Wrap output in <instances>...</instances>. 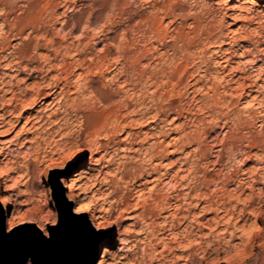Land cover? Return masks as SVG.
Instances as JSON below:
<instances>
[{"label": "rangeland", "instance_id": "obj_1", "mask_svg": "<svg viewBox=\"0 0 264 264\" xmlns=\"http://www.w3.org/2000/svg\"><path fill=\"white\" fill-rule=\"evenodd\" d=\"M47 1L55 2L30 0L31 5L28 4L27 8L23 5L13 6V11L0 17V80L3 81H0V86H3L0 87V102L7 103L6 99L12 92L18 91V87H27L26 84L31 87H27L30 92L34 91L32 87L34 85L35 88V82L44 80L35 72V75L32 73L33 77H29L30 70L24 69L20 73L12 67L8 69L10 65L5 64L6 61L27 62L30 67L42 66V69L46 67L50 71H43L44 81H52L51 77L58 76L61 83H65L64 90L54 99L50 96L44 103L37 102V108L30 106L26 109L25 114L32 112L43 115V122L33 127L32 122L24 123V119L12 127L5 123L6 120L0 123V164L7 165L11 177L6 185L0 178V196L7 194L9 197L7 211L0 203L4 229L7 232L13 229L26 232L33 225L41 232L42 229L49 230V227L57 224L59 209L65 205L61 200L63 195L70 203L71 213L84 216L95 232L105 233L103 241L112 232L110 240L99 243L96 248L95 264H101L99 261L102 258L107 260L110 254L116 257L118 264H144V261L157 264V261L169 262L173 258H178L176 262L179 264H211L212 260H217L218 264H264V248L261 247L264 220L259 221L260 230L255 231L256 234L259 232L258 235L252 233L251 237L255 236L250 240L244 238L247 231H253L254 215L264 208V204L260 205L262 202H259L263 194L259 188L264 189V172L261 173L259 168L261 163L252 159L255 156L248 158L244 154V151L259 154L264 150V139L259 131L260 120L258 117L252 121L237 118L236 125L232 127L218 118L205 119V113L211 117L212 110L201 103L206 94L222 92L229 98V103L251 108L264 105V0H226L225 4L212 3L202 7L196 30L182 32L186 43L184 41L179 52L165 48L157 41L151 43L153 49L164 53L169 74L163 76L149 72V77L153 74L151 79L137 78V83L131 84L132 87L121 77L120 91L110 90L104 82L116 76V70L111 67L118 62L115 48H122L128 43V33H123V29L114 30L113 26L103 22L104 18H111L114 14L134 16L132 24L135 25L137 21L150 16L151 24L159 29L162 36L164 33V36L167 35L170 29L176 30V20L169 15L157 17L154 12L137 15L131 11L133 6L127 0H71L65 6H53L55 13L67 23L60 30L59 21L51 23L49 12L44 9ZM31 10L37 13L33 21L28 16ZM77 19L80 20L78 30L65 39L70 25ZM45 26L52 29L51 35L56 42L66 43L72 39L73 43L79 42L78 46L69 50L53 49L48 45V36L44 35ZM118 31L123 34L118 35ZM116 40L121 43L116 44ZM138 58L141 63H147L143 57ZM156 59L159 60L160 56ZM239 80L244 88H241ZM9 81L11 84H8ZM178 84L180 86L177 88ZM4 87L14 89L5 91ZM72 97L77 99L70 105ZM63 104L71 106L80 115L88 112L84 118L83 140L80 133L73 135L67 121L63 124L64 119L57 123L63 124L62 133H49L50 126L55 123L49 122L46 117L57 110L62 115ZM8 117L11 118L7 115V120ZM243 141L247 142L241 143ZM90 144L98 146L94 153L98 161L90 160ZM82 153H86V157ZM68 160L78 161V164L68 174L61 172L58 175L60 185L56 183L58 191L53 196L50 182V177L55 179L56 175L53 169L67 168ZM53 161L58 163L53 164ZM250 168L255 170L252 172L255 179L253 189L249 186V178L252 177ZM82 171L86 177L96 175L99 181L107 182L95 185L91 180L83 183L85 178L78 181L79 185L87 187L81 196L84 195L90 208L100 215L94 223L89 221V211H74L79 200L67 198V188L61 180V177ZM171 174L174 175L173 180L169 179ZM239 181H242L241 184ZM241 210L246 211L243 217L239 215ZM244 217L247 224L242 231L239 225L244 224ZM196 233H202L209 243L203 239L206 243L199 244V239H196L198 242L195 240L199 238ZM189 239L195 240L194 245ZM186 241L190 242L187 248ZM178 244L182 246L179 247L180 251L175 246ZM201 248H205V252L200 251L203 250ZM249 251L251 256L248 255Z\"/></svg>", "mask_w": 264, "mask_h": 264}, {"label": "clouds", "instance_id": "obj_2", "mask_svg": "<svg viewBox=\"0 0 264 264\" xmlns=\"http://www.w3.org/2000/svg\"><path fill=\"white\" fill-rule=\"evenodd\" d=\"M29 2L30 0H0V17L8 15L9 12L14 10V7L23 5L27 8ZM127 3L133 6L131 11L137 15L154 12L157 17L160 15L171 16L173 20H176L177 28L175 31L170 29L167 35L161 37L158 30L151 24L150 16L145 20L137 21L135 25L132 24L134 16L114 14L111 18L105 17L103 22L113 26L114 30L123 29V33H128V43L122 48H115L118 62L113 64L112 67L116 70V76L110 77L104 82V85H107L113 91H120L118 86L121 77L126 82H129L131 86V84L137 83V78L150 79L149 72L167 76L169 71L165 66L164 53H161L159 49H153L151 47L152 41H157L161 46L179 52L184 46L182 32L196 30L199 17L202 14V7H208L212 3L225 4L226 0H127ZM189 20H191V23H189ZM123 33L118 31V35ZM120 43L119 40H116V44ZM157 56H160L159 60L156 59ZM138 57H143L147 60V63H141ZM179 86L178 84L177 87ZM76 99V97H72L69 100V104L72 105ZM201 103L204 104L205 108L212 110V116L209 117L206 112L205 119L215 120L218 118L223 120L225 124H231L232 126L237 123V118H245L252 121L254 117H258L260 120L259 131L262 139H264V105L251 108L236 103H229L228 98L222 92H217L216 94L208 93L201 100ZM217 114L219 115L217 116ZM69 117L66 119L68 126L73 129V135H76L79 131L80 138L83 140L84 117L71 109ZM244 142L247 141L241 143ZM228 146L231 147V144ZM237 151H240V148H237ZM81 155L86 157L87 154L82 153ZM67 165V168L62 166L61 169H53L56 172L55 179L50 177L52 184L51 195L53 196L57 195L58 191L55 187L56 183L58 182L60 185V181L57 179L58 175L61 172L68 174L72 167L76 165V161L68 160ZM260 171L264 172V164L260 165ZM63 217H60L57 225L61 223ZM261 235L264 236V231H262ZM261 247L264 248V239L261 240ZM82 253L80 264H94V256L90 249L82 247ZM248 255H252L251 251H249ZM13 264H34L33 254L27 250L18 252L14 257ZM35 264H39V261H36ZM211 264H218V261L212 260Z\"/></svg>", "mask_w": 264, "mask_h": 264}, {"label": "bare ground", "instance_id": "obj_3", "mask_svg": "<svg viewBox=\"0 0 264 264\" xmlns=\"http://www.w3.org/2000/svg\"><path fill=\"white\" fill-rule=\"evenodd\" d=\"M69 1H71V0H55V2L53 1V3H51V2H49V1H47V5H45V7H44V9L47 11V12H49L48 14H49V16H50V19H51V23H55V22H57V21H59V23H60V27H58L60 30H63L66 26H67V23H66V21L65 20H61L60 19V16L59 15H57L58 13H55V11L53 10V6H55V8L57 7V6H65V5H67V3L69 2ZM71 3V2H70ZM33 4V3H32ZM38 4V3H37ZM29 5H31V4H29ZM71 5V4H70ZM41 8V7H40ZM29 10V9H28ZM41 10V9H40ZM42 10H43V7H42ZM38 11V10H37ZM46 12V13H47ZM58 12V11H57ZM41 13H42V11H41ZM45 13V14H46ZM61 13V12H60ZM59 13V14H60ZM44 15V14H43ZM61 15H63V13L61 14ZM28 16H29V18L30 19H32V21L33 20H35L36 19V17H37V13L36 12H34V11H29L28 12ZM27 18V17H26ZM47 18V17H46ZM27 20V19H26ZM50 22V21H49ZM45 24V23H44ZM86 24V23H85ZM30 25V24H29ZM46 25H47V23H46ZM52 25V24H51ZM79 25H80V20L79 19H77L72 25H70L69 26V24H68V26L70 27V29L68 30V32H67V34L65 35V39L67 38V37H71L73 34H75L74 32L75 31H77L78 30V27H79ZM90 25V24H89ZM44 26V25H43ZM84 26V25H83ZM57 27V26H56ZM88 27V26H87ZM13 28V27H12ZM59 29H58V32H60L59 31ZM81 29V28H80ZM9 30V29H8ZM35 30V29H34ZM41 30V29H40ZM54 30V29H53ZM99 30V29H98ZM159 30V29H158ZM43 32H44V35H46V36H48V45L50 46V47H52L53 49H59V48H64L65 50H69L70 48H72V47H74L75 45H77L78 46V44H79V42L78 43H73L71 40H70V42H66L65 43V41L64 42H56L54 39H53V37H52V29L49 27V26H45V27H43ZM57 32V33H58ZM65 32V31H64ZM80 32H81V30H80ZM161 32H162V30H161ZM9 33V32H8ZM93 34V33H92ZM165 34V33H164ZM164 34H163V36H164ZM79 35V34H78ZM82 35V34H81ZM95 35V34H94ZM77 36V35H76ZM162 36V35H161ZM162 36V37H163ZM59 37H60V35H59ZM64 38H63V40H64ZM80 38V37H79ZM91 38V37H90ZM100 38H101V35H100ZM186 38V37H185ZM90 40V39H89ZM109 40V39H108ZM222 40V39H221ZM46 41V40H45ZM69 41V40H68ZM107 41V40H106ZM185 41V40H184ZM223 41V40H222ZM8 42V41H7ZM3 43V42H2ZM5 43V42H4ZM153 43V42H152ZM185 43H186V41H185ZM107 44V43H106ZM109 44V43H108ZM111 44V43H110ZM3 45V44H2ZM89 45V44H88ZM112 45V44H111ZM155 45V44H154ZM152 46V45H151ZM88 47H90V46H88ZM123 47V46H122ZM1 48V47H0ZM2 49H3V47H2ZM108 49V48H107ZM77 50V49H76ZM11 51V50H10ZM17 51V50H16ZM58 51V50H57ZM74 51V50H73ZM167 51V50H166ZM63 52V51H62ZM66 52V51H65ZM11 53V52H10ZM13 53H14V51H13ZM18 53V52H17ZM17 53H15V54H17ZM57 53V52H56ZM71 53V52H70ZM84 53V52H83ZM189 53H191V52H189ZM200 53V52H199ZM19 54V53H18ZM166 54V53H165ZM181 54V53H180ZM12 55V54H11ZM177 55V54H176ZM15 56V55H14ZM65 56V55H64ZM191 56V55H190ZM193 56V55H192ZM198 56H199V54H198ZM69 57V56H68ZM116 57V56H115ZM12 58H14V57H12ZM47 58H49V57H47ZM172 58V57H171ZM18 59V58H17ZM17 59H12V60H17ZM10 60H11V58H10ZM65 60V59H64ZM172 60V59H171ZM176 60V59H175ZM17 61H21V60H17ZM50 61V60H49ZM110 61V60H109ZM112 61V60H111ZM193 61V60H192ZM80 62V61H79ZM92 62V61H91ZM147 62V61H146ZM173 62H174V60H173ZM26 64H23L22 62H15L14 61V63H11V62H9L8 61V63H7V61H6V63L5 64H7V65H10V66H7L8 67V69H9V67H12L14 70H16V71H18V72H20V71H23L24 72V69H25V71L26 70H30V72H29V77L31 76V77H33V75H32V73H37V76H38V74H40L39 76H41V79H44L45 80V76L43 75V71H44V73H46L45 72V70L47 71V72H49L50 71V69H47L46 67H45V69L43 70L42 69V66L41 67H30V65L28 66V64H27V62H25ZM30 63V62H29ZM51 63V62H50ZM81 63V62H80ZM175 63V62H174ZM177 63V62H176ZM59 63H57V65H58ZM167 64V63H166ZM171 64V63H170ZM195 64V63H194ZM54 65V64H53ZM91 65V64H90ZM173 65V64H172ZM180 65V64H179ZM183 65H185L184 63H183ZM4 66V65H3ZM70 66V65H69ZM231 66V65H230ZM237 66V65H236ZM235 66V67H236ZM48 67H49V65H48ZM83 67V66H82ZM112 67V66H111ZM177 67V66H176ZM233 67V66H232ZM238 68H239V66H237ZM12 68H10V69H12ZM70 68V67H69ZM175 68V67H174ZM180 68V67H179ZM23 69V70H22ZM68 69V68H67ZM84 69V68H83ZM185 69V68H184ZM187 69V68H186ZM190 69V68H189ZM237 69V68H236ZM89 70V69H88ZM93 70V69H92ZM99 70V69H98ZM102 70V69H101ZM115 70V69H114ZM199 70V69H198ZM212 70V69H211ZM238 70V69H237ZM68 71H69V69H68ZM72 71V70H71ZM172 71V70H171ZM174 71V70H173ZM17 72V73H18ZM28 72V71H27ZM26 72V73H27ZM188 72V71H187ZM210 72V71H209ZM21 73V72H20ZM35 73H34V75H35ZM66 73H67V71H66ZM69 73V72H68ZM151 73V72H150ZM153 73V72H152ZM202 73V72H201ZM15 74H16V72H15ZM19 74V73H18ZM82 74V73H81ZM101 74V73H100ZM154 74V73H153ZM152 74V75H153ZM182 74V73H181ZM212 74V73H211ZM102 75V74H101ZM150 75V74H149ZM151 75V76H152ZM156 75V74H155ZM154 75V76H155ZM174 75V74H173ZM184 75V74H183ZM210 75V74H209ZM150 76V77H151ZM198 76V75H197ZM187 77V76H186ZM195 77V76H194ZM26 78H27V76H26ZM35 78H36V76H35ZM142 78V77H141ZM155 78V77H154ZM184 78V77H183ZM207 78V77H206ZM218 78V77H217ZM30 79V78H29ZM142 79H144V78H142ZM151 79V78H150ZM159 79V78H158ZM176 79V78H175ZM195 79V78H194ZM44 80H42L41 81V83H37V82H35V88H33L34 87V85H33V87H32V89H34V91L32 90L31 92L29 91V89L31 88V87H28V84H26L27 85V87L29 88H27V87H25V85L23 86V87H25V88H23V89H20L21 87H18V89H16V90H18V91H13V89L14 88H11V87H4V89H5V91H7V90H10V92H11V90L13 91L12 92V94L6 99L7 100V103H4L3 101L2 102H0V105H1V111H2V113L0 114V123L1 124H3L4 122H5V120L7 121V122H5V123H8L9 125H11V127L12 126H14V125H16L18 122H20L22 119H24V123H29V122H32V127L33 126H35L36 125V123H38V122H43V120H44V116L43 115H40V114H37V113H32V112H30V113H28V114H25V112H26V109L27 108H29L30 106H36L38 103L37 102H42V103H44L45 102V100H46V98H48V97H50V96H52V98L54 99V97H55V95H57V94H59V93H61L63 90H64V88H65V83H61L62 81L60 80V78L58 77V76H53V77H51V80L52 81H50V79L48 80V81H44ZM152 80H153V77H152ZM152 80H151V82H152ZM157 80V79H156ZM161 80V79H160ZM170 80V79H169ZM193 80V79H192ZM196 80V79H195ZM219 80H220V78H219ZM232 80V79H231ZM234 80V79H233ZM242 80V79H241ZM1 81V80H0ZM40 81V80H39ZM124 81V80H123ZM140 81V80H139ZM154 81V80H153ZM166 81V80H165ZM194 81V80H193ZM216 81H217V79H216ZM240 81V80H239ZM239 81H238V83H239ZM1 82H3V81H1ZM1 82H0V84H1ZM10 82V81H9ZM16 82V81H15ZM23 82H25V77H24V81ZM162 82V81H161ZM160 82V83H161ZM173 82V81H172ZM192 82V81H191ZM226 82V81H225ZM37 83V84H36ZM124 83V82H123ZM154 83V82H153ZM155 83H157V85L159 84V82H156L155 81ZM174 83H176V82H174ZM188 83V82H187ZM214 83H216V82H214ZM219 83V82H218ZM8 84H11V82L10 83H8ZM121 84V83H120ZM139 84V83H138ZM143 84V83H142ZM149 84V83H148ZM166 84V83H165ZM164 84V85H165ZM206 84V83H205ZM258 84V83H257ZM3 85H5L4 83H3ZM7 85V84H6ZM150 85V84H149ZM153 85V84H152ZM151 85V86H152ZM154 85H156V84H154ZM160 85V84H159ZM174 85V84H173ZM237 85V84H236ZM240 85H241V88H244L243 87V83H241V81H240ZM2 86V85H1ZM0 86V87H1ZM11 86V85H10ZM139 86V85H138ZM166 86H168V85H166ZM171 86V85H170ZM184 86V85H183ZM195 86V85H194ZM198 86V85H197ZM200 86V85H199ZM208 86H209V84H208ZM239 86V85H238ZM259 86V85H258ZM130 87V86H129ZM132 87V86H131ZM200 87H202V85L200 86ZM213 87H215V86H213ZM212 87V88H213ZM232 87V86H231ZM255 87V86H254ZM262 87V86H261ZM2 88H3V86H2ZM1 88V89H2ZM67 88V87H66ZM155 88V87H154ZM162 88V87H161ZM178 88V87H177ZM217 88V87H216ZM230 88V87H229ZM57 89H59V91H57ZM91 89V88H90ZM146 89H147V87H146ZM149 89H151V88H149ZM165 89H167V88H165ZM182 89V88H181ZM196 89V88H195ZM199 89V88H198ZM205 89V90H204ZM203 90H204V92L206 91V88H204ZM210 89V88H209ZM214 89V88H213ZM226 89V88H225ZM255 89V88H254ZM134 90V89H133ZM140 90V89H139ZM142 90V89H141ZM159 90V89H158ZM168 90V89H167ZM176 90V89H175ZM175 90H174V92H175ZM190 90V89H189ZM219 90V89H218ZM256 90V89H255ZM3 91V90H2ZM135 91V90H134ZM145 91V90H144ZM149 91V90H148ZM161 91H163V89L161 90ZM166 91V90H165ZM169 91V90H168ZM228 91V90H227ZM227 91H225V92H227ZM149 92H151V91H149ZM170 92V91H169ZM213 92H214V90H213ZM217 92V91H216ZM230 92V90L228 91V93ZM246 92V91H245ZM248 92V91H247ZM142 93V92H141ZM178 93V92H177ZM198 93V92H197ZM148 94V93H147ZM166 94V93H165ZM202 94H203V92H202ZM224 94V93H223ZM244 94V93H243ZM154 95V94H153ZM166 95H168V94H166ZM186 95V94H185ZM207 95V94H206ZM227 95V94H226ZM229 95V94H228ZM245 95H247V94H245ZM255 95V94H254ZM253 95V96H254ZM92 96V95H91ZM190 96V95H189ZM250 96V95H249ZM1 97V96H0ZM199 97H200V95H199ZM229 97V96H228ZM248 97V96H247ZM255 98V97H254ZM52 99V100H53ZM97 99V98H96ZM229 99V98H228ZM247 100V99H246ZM66 101V100H65ZM253 101V100H252ZM137 102V101H136ZM248 102V101H247ZM260 102V101H259ZM49 103V102H48ZM128 103V102H127ZM136 104V103H135ZM259 104V103H258ZM138 105V104H137ZM74 106V105H73ZM143 106V105H142ZM146 106V105H145ZM39 107V106H38ZM94 107V106H93ZM147 107V106H146ZM36 108H37V106H36ZM61 108H62V111H61V114L62 115H59L60 113V111H54L53 113H50L47 117H46V120H48L49 122H54L53 124V126H50V134H53V133H57V134H59V133H62V129L64 128V127H62V125L64 124H66V121H67V119L66 118H69V111H70V109L71 110H73V108L71 107V106H67V104H63V105H61ZM76 108H78V107H76ZM75 108V109H76ZM120 108V107H119ZM135 108V107H134ZM85 109V108H84ZM136 109H137V107H136ZM92 110V109H91ZM90 110V111H91ZM131 110V109H130ZM145 111V110H144ZM146 112V111H145ZM211 112V111H210ZM79 113V112H78ZM88 112L86 111V112H84L83 114H81L84 118L88 115L87 114ZM106 113V112H105ZM143 113V112H142ZM7 115H9L11 118H9V120H7L6 119V116ZM97 115V114H96ZM114 115V114H113ZM148 115V114H147ZM154 115V114H153ZM109 117H110V115H109ZM156 117H157V115H156ZM104 118V117H103ZM103 118H102V120H103ZM60 119H64V121H63V124L61 125L60 123L59 124H57L58 123V121L60 120ZM86 119V118H85ZM111 119V118H110ZM152 120V119H151ZM109 121V120H108ZM121 121V120H120ZM224 122V121H223ZM249 122V121H248ZM113 123V122H112ZM117 123V122H116ZM253 124V123H252ZM116 125H119V124H116ZM236 125V124H235ZM113 126V125H112ZM161 126V125H160ZM227 126V125H226ZM229 126V125H228ZM233 127V126H232ZM238 127V126H237ZM118 128V127H117ZM116 128V129H117ZM231 128V127H230ZM83 129H84V127H83ZM87 129V128H86ZM89 129V128H88ZM115 129V128H114ZM6 130V129H5ZM8 130V129H7ZM113 130V129H112ZM118 130V129H117ZM156 130V129H155ZM238 130V129H237ZM242 130V129H241ZM83 131H85V130H83ZM157 131V130H156ZM167 131V130H166ZM249 131V130H248ZM89 132V131H88ZM174 132V131H173ZM78 133H79V131H78ZM87 133V132H86ZM90 133V132H89ZM134 133V132H133ZM66 134H68V133H65V135ZM114 135H115V133H114ZM136 135V134H135ZM156 135V134H155ZM157 135H158V133H157ZM181 136V135H180ZM185 137H187V136H185ZM243 137V136H242ZM91 138H93V137H91ZM193 138V137H192ZM84 139H86V138H84ZM88 139V138H87ZM34 140L36 141V139L34 138ZM92 139H90V141H91ZM34 141V142H35ZM87 141V140H86ZM89 142V141H88ZM88 142H86V143H88ZM97 142H99V141H97ZM102 142V141H101ZM36 143H37V141H36ZM95 143V142H94ZM201 143V142H200ZM96 144V143H95ZM158 145V144H157ZM169 145V144H168ZM255 145V144H254ZM36 146V145H35ZM87 146H88V144H87ZM111 146V145H110ZM102 147V146H101ZM158 147V146H157ZM223 147V146H222ZM244 147V146H243ZM88 148H90L91 149V157H90V160H95V161H98L99 159L98 158H96V157H94V153H96L97 152V150H98V146H93V145H91L90 144V147H88ZM100 148V147H99ZM152 148V147H151ZM249 148V147H248ZM259 148V147H258ZM257 148V149H258ZM102 149V148H101ZM105 150V149H104ZM157 150V149H156ZM246 150V149H245ZM158 151H159V148H158ZM105 152V151H104ZM243 152V151H242ZM103 153V152H102ZM237 153V152H236ZM239 153V152H238ZM235 154V153H234ZM244 154L245 155H247V157L248 158H252V156H255V157H253L252 159H254L256 162H259V163H261V164H264V150L261 152V153H259V154H256L255 152L254 153H252L251 154V152L250 151H244ZM103 155V154H102ZM101 155V156H102ZM186 155H188V154H186ZM0 156H1V153H0ZM100 158V157H99ZM246 158V157H245ZM9 159V158H8ZM186 159V158H185ZM100 161H101V159H100ZM172 162H173V160H172ZM192 162V161H191ZM258 163V164H259ZM76 164H78V161L76 162ZM98 164V163H97ZM190 164V163H189ZM257 165V164H256ZM125 166V165H124ZM254 166H255V164H254ZM191 167V166H190ZM253 167V166H252ZM256 167V166H255ZM141 168V167H140ZM153 168V167H152ZM260 168V167H259ZM99 169V168H98ZM182 169V168H181ZM190 169V168H189ZM189 169H187V170H189ZM251 169H253V168H250L249 169V172H251V175H252V172L254 171L255 172V170H251ZM151 170V169H150ZM257 171V170H256ZM97 172H100V170H97ZM168 172H169V169H168ZM172 172V171H171ZM174 172V171H173ZM253 172V173H254ZM259 172V171H258ZM84 173V171H82V172H75L74 174H69L68 176H65V177H61V180L64 182V185L66 186V188H67V192H66V195H67V198L69 199V200H79V202H78V204H77V207L74 209V211L75 212H82V211H85V210H87V211H89V221H90V223H94V221L95 220H97L99 217H100V215H98V214H96V212H95V210L94 209H92V208H90V205H89V203L87 202V201H85V197H84V195L83 196H81L82 194H81V192H83V190H86L87 191V187L86 186H84V187H82V185H79L78 184V181H80V180H82V178H85V181L83 182V183H86L87 181H89V180H91L92 182V184H99V185H104V184H107V182L106 181H99L98 179H97V176L96 175H89L88 177H86V175H84L83 174ZM145 173V172H144ZM176 173V172H175ZM247 173V172H246ZM262 173V172H261ZM248 174V173H247ZM255 175V174H254ZM185 176V175H184ZM241 176V175H240ZM250 176V175H249ZM261 176V175H260ZM179 177V176H178ZM188 177V176H187ZM255 177H257V176H255ZM0 178H2L3 180V183H4V185H6V181L7 180H10V175H9V172H8V168H7V165H1L0 164ZM139 178V177H138ZM141 178V177H140ZM173 178H174V175L173 174H171L170 175V180H173ZM182 178V177H181ZM259 178V177H258ZM243 179V178H242ZM250 180V182H249V186H251L250 188L251 189H253V187H254V184H255V179H254V176L252 175V177H250L249 178ZM108 181V180H107ZM248 181V180H247ZM148 182V181H147ZM240 182V181H239ZM242 182V181H241ZM241 182H240V184H241ZM141 184V183H140ZM144 184V183H143ZM247 185V184H246ZM107 186V185H106ZM197 186V185H196ZM99 187V186H98ZM200 187V186H199ZM195 188V187H194ZM77 189H82L81 191H77ZM194 190V189H193ZM197 190V189H196ZM259 190H261L260 192L261 193H263L262 194V197L260 198V201L259 202H262V203H260V205L261 204H264V189H260L259 188ZM258 190V191H259ZM257 191V192H258ZM185 193V192H184ZM84 194H86V193H84ZM176 196V195H175ZM186 196V195H185ZM196 196V195H195ZM202 196V195H201ZM259 196V195H258ZM261 196V195H260ZM190 197H191V195H190ZM251 198V197H250ZM249 198V199H250ZM256 199H257V197H255ZM258 198V199H259ZM9 197H8V195L7 194H5V195H3V196H0V203H1V207L4 209V210H6L7 211V209H8V204H9ZM238 199V198H237ZM207 201V200H206ZM228 201V200H227ZM250 202L252 201V198H251V200H249ZM68 202V201H67ZM169 203V202H168ZM214 203V202H213ZM249 204V203H248ZM220 205V204H219ZM259 205V206H260ZM205 206V205H204ZM216 206V205H215ZM245 206V205H244ZM226 207V206H225ZM232 207V206H231ZM166 208V207H165ZM206 208V207H205ZM252 208V207H251ZM260 208V207H259ZM201 209H203V208H201ZM207 209V208H206ZM223 209H224V207H223ZM240 209V208H239ZM238 209V210H239ZM249 209V208H248ZM247 209V210H248ZM226 210V209H225ZM201 211V210H200ZM205 211V210H204ZM218 211V210H217ZM228 211V210H227ZM203 212V211H202ZM219 212V211H218ZM238 212H240V211H238ZM244 212H246V211H242L241 210V212L239 213V215L240 216H244ZM1 213H2V210H1ZM216 213V212H215ZM223 213V212H222ZM231 213H232V211H231ZM233 213H234V211H233ZM229 214V213H228ZM255 214H256V212H255ZM141 215V214H140ZM225 215V214H224ZM261 215V216H260ZM186 216V215H185ZM215 216V215H214ZM227 216V215H226ZM231 216V215H230ZM235 216V215H234ZM236 216H237V213H236ZM255 216V220L253 221V225H252V229H253V231L252 230H250L249 232L247 231V233L245 234V239H247V240H250L249 238H253V237H251L252 236V233H255L256 234V232L255 231H259L260 230V225H259V221L260 220H264V208H260V210H259V213H257L256 215H254ZM132 217V216H131ZM246 217V216H245ZM245 217H244V219H245ZM125 218V217H124ZM234 219V218H233ZM243 219V218H242ZM254 219V218H253ZM190 221V220H189ZM197 222V221H196ZM195 222V223H196ZM244 222V224L243 225H239V228L240 229H242V231L244 230V227H245V224H247L246 223V219L243 221ZM261 222V221H260ZM193 223V222H192ZM199 223V222H198ZM198 223L197 224H195L194 226H197L198 225ZM173 224V223H172ZM185 224V223H184ZM191 224V223H190ZM189 224V225H190ZM202 224H203V222H202ZM226 224H228V223H226ZM201 225V223L199 224V226ZM230 225V224H229ZM249 225V224H248ZM202 226V225H201ZM200 226V227H201ZM251 226V225H250ZM169 227V226H168ZM171 227V226H170ZM186 227V226H185ZM203 227H205V226H203ZM188 228V227H187ZM194 228H196V227H194ZM202 228V227H201ZM200 228V229H201ZM236 228V227H235ZM250 228V227H249ZM185 230H186V228H185ZM188 230V229H187ZM186 230V231H187ZM195 230V229H194ZM202 230V229H201ZM4 231L5 232H7L5 229H4ZM203 231V230H202ZM241 231V230H240ZM164 232V231H163ZM185 232V231H184ZM195 232V231H194ZM42 233L46 236V237H48V236H51V233L49 232V230L48 229H42ZM154 233V232H153ZM186 233H188V232H186ZM212 233V232H211ZM215 233V232H214ZM259 233V232H258ZM258 233L256 234V235H258ZM152 234V233H151ZM173 234V233H172ZM181 234V233H180ZM191 234V233H190ZM197 234V233H196ZM242 234V233H241ZM204 235H205V233H204ZM215 236H216V234H214ZM111 236H112V232H111V235H109L106 239H105V241H103V242H108L109 240H110V238H111ZM175 236H176V234H175ZM185 236H187V234L185 235ZM184 236V237H185ZM188 236H190V235H188ZM196 236V235H195ZM197 236L199 237V238H195V240L197 239H199V244H201L202 242L204 243L205 241L207 242V240H206V238L204 239L203 238V235H202V233H200V235L199 234H197ZM206 236V235H205ZM210 236V235H209ZM218 236V235H217ZM177 237H178V235H177ZM243 237V236H242ZM120 238H122V237H120ZM180 238V237H179ZM182 238V237H181ZM192 238V237H191ZM217 238H219V237H217ZM185 239V238H184ZM187 239V238H186ZM203 239L205 240V241H203ZM214 239V238H213ZM216 239V238H215ZM168 240V239H167ZM172 240V239H171ZM190 241H192L191 243V245H194V243H195V240H192V239H189ZM196 240V241H197ZM209 240V239H208ZM218 240V239H217ZM216 240V241H217ZM177 242H181V241H178V240H176ZM193 241H194V243H193ZM212 241V240H211ZM243 241V240H242ZM172 242H173V240H172ZM176 242V243H177ZM198 242V241H197ZM205 242V243H206ZM213 242V241H212ZM219 242V241H218ZM165 243V242H164ZM186 243H187V241H186ZM189 243V244H188ZM187 243V246H186V248L190 245V242H188ZM209 242H207V244H208ZM211 243V242H210ZM184 246H185V244L184 243H182ZM181 244V245H182ZM197 244V243H196ZM195 244V245H196ZM199 244H197V246L199 245ZM213 243H211V245H212ZM99 245V244H98ZM98 245H96V247H95V252H96V248L98 247ZM158 245V244H157ZM165 245V244H164ZM174 245V244H173ZM175 246H177L178 248L177 249H179V247H182V246H180L179 244L178 245H175ZM202 246V245H201ZM207 247H209L208 245H206ZM215 246V245H214ZM220 246V245H219ZM172 247V246H171ZM174 247V246H173ZM191 247V246H190ZM206 247V248H207ZM211 247V246H210ZM209 247V248H210ZM215 247H213V249H214ZM172 249H174V248H172ZM181 249V248H180ZM180 249L178 250V251H180ZM183 249H184V247H183ZM182 249V250H183ZM201 249H203V248H201ZM167 250H168V248H167ZM170 250V249H169ZM185 250H187V249H185ZM205 250V248L203 249V250H200V251H204ZM207 250V249H206ZM215 250V249H214ZM144 251V250H143ZM208 251V250H207ZM150 252V251H149ZM189 252V251H188ZM205 252V251H204ZM204 252H202V253H204ZM211 252V251H210ZM146 253V252H145ZM179 253V252H178ZM187 253V252H186ZM110 254V253H109ZM143 255V254H142ZM149 255V254H148ZM161 255V254H160ZM181 255V254H180ZM180 255H176L175 254V256H177V257H179ZM186 255V254H185ZM149 256H151L152 257V255H149ZM154 256V255H153ZM182 256V255H181ZM203 256V255H202ZM205 256V255H204ZM150 257V258H151ZM186 257H188V256H186ZM192 257V256H191ZM116 257H114L113 256V254H110L109 255V258L107 259V260H105L104 258H102V261H99V262H101V264H104V263H106V264H118L117 263V261H116V259H115ZM170 258V257H169ZM172 258V257H171ZM182 258V257H181ZM202 258V257H201ZM144 259H146V258H144ZM176 259H178V258H176ZM176 259L174 260V258H173V260L171 259H169V262H165V261H163V262H158L157 261V264H179V263H177L176 262ZM180 259V258H179ZM183 259V258H182ZM191 259V258H190ZM143 260V259H142ZM141 260V261H142ZM152 260V258L150 259V261ZM163 260H165V259H163ZM201 260V259H200ZM154 261V260H153ZM161 261V260H160ZM178 261V260H177ZM155 263H156V261H155ZM99 264V263H98ZM144 264H149V262H146L145 263V261H144ZM151 264V263H150Z\"/></svg>", "mask_w": 264, "mask_h": 264}, {"label": "water", "instance_id": "obj_4", "mask_svg": "<svg viewBox=\"0 0 264 264\" xmlns=\"http://www.w3.org/2000/svg\"><path fill=\"white\" fill-rule=\"evenodd\" d=\"M61 200L65 202L64 203L65 205L63 208L59 209L58 220L60 219L61 216H64L65 214L68 213L70 206V203H68L65 200L63 195L61 196ZM70 210H71V206H70ZM72 214L74 215V213ZM80 217L84 218V216H80ZM56 228H57V224L49 227V229H56ZM33 231L41 232L40 229H38L33 225L26 232H13L11 230L9 232H5L3 217L1 215V210H0V232L12 233L13 237L18 238L17 242H11L5 244L4 246H0V264H13L14 257L18 254V252L24 250H27L33 254L34 264L36 261H39V264H80L83 254L81 246L75 244L71 240H66L64 235L60 232H57V238L50 244L47 245L29 244L27 243V241L30 240ZM95 247L90 249L94 256V264L96 262Z\"/></svg>", "mask_w": 264, "mask_h": 264}, {"label": "snow or ice", "instance_id": "obj_5", "mask_svg": "<svg viewBox=\"0 0 264 264\" xmlns=\"http://www.w3.org/2000/svg\"><path fill=\"white\" fill-rule=\"evenodd\" d=\"M58 163L53 161V164ZM52 167V165H49ZM19 230L13 229V232ZM52 233L51 236H44L39 231H33L32 236L27 243L29 244H39L47 245L52 243L57 238V232L64 235L66 240H71L75 244L84 248H94L98 245L105 236V233L95 232L92 226L87 223L83 217L74 216L71 213L70 206L67 214L64 215L61 223L57 225L56 229H49ZM18 238L13 237L12 233L0 232V246H4L7 243L17 242Z\"/></svg>", "mask_w": 264, "mask_h": 264}]
</instances>
